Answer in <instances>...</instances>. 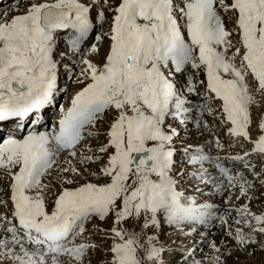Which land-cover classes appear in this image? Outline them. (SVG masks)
I'll return each instance as SVG.
<instances>
[{"label": "snow or ice", "instance_id": "6c2138e0", "mask_svg": "<svg viewBox=\"0 0 264 264\" xmlns=\"http://www.w3.org/2000/svg\"><path fill=\"white\" fill-rule=\"evenodd\" d=\"M10 8L0 264H264V0Z\"/></svg>", "mask_w": 264, "mask_h": 264}, {"label": "rangeland", "instance_id": "374dc122", "mask_svg": "<svg viewBox=\"0 0 264 264\" xmlns=\"http://www.w3.org/2000/svg\"><path fill=\"white\" fill-rule=\"evenodd\" d=\"M17 2H18V0H1V1H0V13H1V11H3V9H4L3 6L9 7V6H11V5H14V4L17 3ZM13 14H15V13L12 12V13L9 14V16H11V15H13ZM165 239H167V238L165 237ZM261 257H262V254L257 253L256 256L254 257V259H255L256 261H260V260H261Z\"/></svg>", "mask_w": 264, "mask_h": 264}, {"label": "bare ground", "instance_id": "6f19581e", "mask_svg": "<svg viewBox=\"0 0 264 264\" xmlns=\"http://www.w3.org/2000/svg\"><path fill=\"white\" fill-rule=\"evenodd\" d=\"M0 1H1V0H0ZM3 8H4V9H3V11H1V13H3L4 11H8V14L14 12V11L11 10L10 6H9V7L3 6Z\"/></svg>", "mask_w": 264, "mask_h": 264}]
</instances>
